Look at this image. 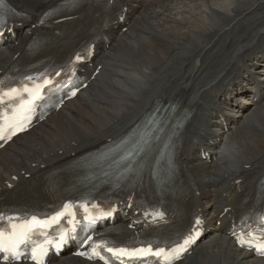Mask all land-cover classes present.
Here are the masks:
<instances>
[{
    "label": "bare ground",
    "instance_id": "6f19581e",
    "mask_svg": "<svg viewBox=\"0 0 264 264\" xmlns=\"http://www.w3.org/2000/svg\"><path fill=\"white\" fill-rule=\"evenodd\" d=\"M58 1L8 0L36 14ZM126 1L134 12L132 24L128 32L116 35L111 43L99 77L80 98L69 101L36 130L0 152V186L23 170L30 172L70 152L95 148L107 138L134 132L156 103L169 102L184 111L186 118L179 139L183 147L188 145L189 154L179 170L188 177L195 176L211 222L227 202L223 201V193L231 181L243 179L249 189L244 198H248L257 191L264 175V111L255 107L250 113L237 114V124L227 133L225 145L217 141L221 130L216 117V108L228 104L227 96L233 91L242 90L241 96L248 94L249 86H238L239 82L250 85L246 72L264 63V12L250 13L264 1ZM26 39L25 34L18 45L0 52V68ZM195 59L200 62L194 64ZM199 117L204 124L195 123ZM194 123L195 135L212 130L209 140L214 146L209 150L217 152V147L218 158L211 164L198 157L193 134L187 136ZM145 155L154 157L156 151L147 149ZM251 201L237 197L234 203L247 206ZM53 264L99 263L63 257ZM177 264H264V259L253 258L237 248L220 231Z\"/></svg>",
    "mask_w": 264,
    "mask_h": 264
},
{
    "label": "snow or ice",
    "instance_id": "6c2138e0",
    "mask_svg": "<svg viewBox=\"0 0 264 264\" xmlns=\"http://www.w3.org/2000/svg\"><path fill=\"white\" fill-rule=\"evenodd\" d=\"M5 7L4 0H0V11ZM32 80L31 77L27 78ZM51 84V81L45 79L42 84H34L33 87H28L24 85L23 88H11L7 91L0 90V104H6V102L11 101L15 103V107L11 109L10 114L5 112L3 116H0V140L7 142L18 132H23L30 125L32 120V114L35 111L37 101L42 99L41 93L46 85ZM27 94L25 98L24 94ZM76 93L73 92L72 95ZM150 132H147L140 138L139 141H136L133 146L126 151L121 159L123 160H134L136 156H139L140 153L145 151L146 146L149 145ZM2 146V145H0ZM70 205L64 206V211L58 212L55 216L48 218L47 220H40L37 217L33 216L30 219L20 221L19 223L15 222L18 218L8 217V225L10 230H0V252L9 253L11 258L19 259L20 253L18 251L19 247L24 244L28 239L31 238V234L37 229H46L52 224L58 223L60 218L65 215V212L70 210ZM86 208V206H83ZM4 219V217H0ZM264 219V218H262ZM197 224L200 223L199 220L196 221ZM264 227V225H262ZM66 233L61 234L59 242H57L54 247L58 250L61 245L66 242ZM235 235V233H234ZM245 235L249 237L245 239ZM91 237H88V240H91ZM238 243L244 247L254 248L255 251L264 255V234H256L253 232H248L246 234H241L237 237ZM193 242L192 237L184 240V244L179 246L177 249H173L171 252V258L178 259L182 251L186 250L185 246ZM87 243V241H85ZM51 244V241H45L43 244H38L31 251V259L36 261V264H44V258L48 254V245ZM104 248L107 252L112 253L116 257H136V256H147L152 254L157 257L164 256L165 259L169 258V254L165 252V249L159 248L153 252L151 247L135 249L133 251H128L126 249H114V248H105L102 244H93L91 249V254L89 258L99 257L104 259L100 254L98 249ZM79 255H86V253H79ZM9 257L6 256L5 259Z\"/></svg>",
    "mask_w": 264,
    "mask_h": 264
},
{
    "label": "rangeland",
    "instance_id": "374dc122",
    "mask_svg": "<svg viewBox=\"0 0 264 264\" xmlns=\"http://www.w3.org/2000/svg\"><path fill=\"white\" fill-rule=\"evenodd\" d=\"M264 1V0H263ZM257 9V10H256ZM250 11H252L251 12V14L253 13V12H257V13H259V12H264V5H262V6H260V7H258V8H256V6L254 7V8H252ZM249 16V15H248ZM196 61H197V59H195V61H194V64H196ZM254 110V109H253ZM211 164V163H210Z\"/></svg>",
    "mask_w": 264,
    "mask_h": 264
}]
</instances>
